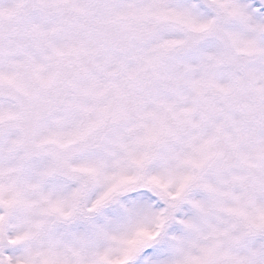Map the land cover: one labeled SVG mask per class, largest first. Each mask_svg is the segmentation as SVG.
Returning <instances> with one entry per match:
<instances>
[{
  "label": "snow or ice",
  "instance_id": "snow-or-ice-1",
  "mask_svg": "<svg viewBox=\"0 0 264 264\" xmlns=\"http://www.w3.org/2000/svg\"><path fill=\"white\" fill-rule=\"evenodd\" d=\"M0 264H264V0H0Z\"/></svg>",
  "mask_w": 264,
  "mask_h": 264
}]
</instances>
